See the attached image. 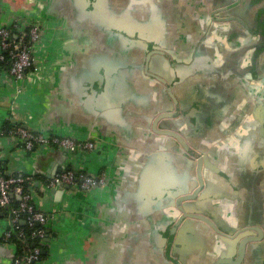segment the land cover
Here are the masks:
<instances>
[{"label":"crops","instance_id":"1","mask_svg":"<svg viewBox=\"0 0 264 264\" xmlns=\"http://www.w3.org/2000/svg\"><path fill=\"white\" fill-rule=\"evenodd\" d=\"M122 1L140 7L144 28H152H141L138 36L133 34L128 36L130 39L110 36L111 41L123 40L125 46L113 45L116 53L106 52L111 87L98 97L95 93L104 90L100 82H93L91 89L81 80L76 90L66 81L70 71L85 69L91 66L93 58L99 57L106 46L102 39L109 32L82 31L80 22L76 31L55 32L53 24L57 20L40 17L38 13L58 14L49 9L57 0L0 3V24L12 18L24 24L31 18H39L48 27L36 51L37 70L21 80L0 73V129L14 123L31 129L48 126L49 130L74 134L79 140L92 138L97 142L93 150L72 153L56 147L24 150L19 137L0 134V176L12 173L37 176L32 202L51 215L44 225L45 238H49L43 239L46 256L38 264H175L174 260L181 255L182 264H215L219 258L230 261L223 264H240L244 255L236 257L237 239L217 233L211 223L225 232H233L242 225L260 222L264 230V140L259 137L257 125L264 116V30L263 36L257 35L260 41L257 77L250 80L244 72L247 64L244 70L240 61L232 64L233 56L243 54L245 48L230 49L229 41L227 47L202 44L187 51L160 47L163 54L151 57V31L161 38L167 29L176 30L175 24L166 23V6L160 0L157 3L140 0L139 5H135L136 0ZM248 1L243 6H248ZM255 1H261L259 7L263 11L264 0ZM233 32V27L222 25L212 28L208 37L222 40ZM185 37L182 33L177 35L179 39ZM197 38L199 41L200 36ZM148 57L149 72L168 82L172 95L180 101L193 100L200 92V106L206 113L203 125L191 129L184 120L181 126L171 115L168 122L172 120L173 127L166 125L160 114L171 111L173 98L167 96L164 83L145 72ZM102 65L96 66L99 71L104 69L105 64ZM58 75L65 82L64 87H57ZM247 114L255 116L251 126L246 125ZM215 125L218 128L207 129ZM160 128L187 135L193 150L206 157L203 191L199 199L188 198L185 202H194L195 207L190 209L204 215L206 220L198 216L185 220L192 223L186 224L188 230L183 235L182 224L176 232L171 228L181 213L179 207L185 206L181 203L183 199L179 202L180 197L191 194L198 184L196 159L173 136L161 133ZM71 167L94 175L104 173L105 180L89 192L74 186L66 188V184L50 188L42 185L41 181ZM155 168L164 177L156 180L163 181L162 187L171 189L174 196L172 204H159L153 209L147 205L151 200L147 199L150 195L145 193L143 183L147 185V172ZM10 218V211L7 215L0 214V264H8L17 251L14 241L2 238L10 228ZM148 218L155 221V228ZM25 222L30 224L27 217L18 218L19 224ZM153 229L159 230L164 238L151 235ZM173 232L172 247L167 250ZM180 238L185 241H179ZM246 253L242 264L258 261L257 243L249 246Z\"/></svg>","mask_w":264,"mask_h":264},{"label":"flooded vegetation","instance_id":"2","mask_svg":"<svg viewBox=\"0 0 264 264\" xmlns=\"http://www.w3.org/2000/svg\"><path fill=\"white\" fill-rule=\"evenodd\" d=\"M113 1L116 2L118 0H113ZM160 1L162 5L166 6V9H167V14L166 15L164 14L166 23L167 24L169 23L168 25L175 24L174 27L176 28V30L167 29V31L162 32L161 34L162 37L160 36L161 38L157 37L156 31L154 32L151 31L153 35L151 34L152 39H149V44L151 45V47L153 46L158 47L155 50H152L150 52L149 55L151 57L153 56L154 58H156L155 56L157 54H163V51L160 47L168 48V46H171V47H175L177 50H180V51H187L189 49H193V48L195 49V47L200 46L202 44L208 45L209 47H212V48H216L218 46L227 47L226 43L229 41L232 44V47L228 46L230 49L240 50V48H243V49L245 48L244 51L245 50L251 51L250 54L245 51L241 55H234L232 58V64H234V61H238V62L240 61L241 65L243 66V70H244V66L247 64V68H245L246 71H244L246 77H247V74H249L250 80L252 79V77L253 78L257 77V46L260 43V41H258L257 35L263 36L262 33L264 30V10L263 11L260 10V7L262 5L260 4L261 1L257 2L255 0H249L248 1L249 5L246 7L243 6V3L245 0H229L227 2H221V3L219 2V0L216 2H213V0H207V1L206 0H160ZM146 2H149V3L156 2L157 3L159 2V0H147ZM239 2H241L242 4L238 5ZM140 3L141 2L135 3V5H139ZM81 20L82 21H79L80 26H81L79 27V29H81L82 31L85 30L87 32H90V31L97 29V26L102 25V21L95 23L93 20V16L90 14L83 16ZM222 25L233 27L234 28L233 34H230L228 37L222 40H219L212 36L208 37L211 34L212 28L222 27ZM69 28L70 27L67 25L66 27H63L62 30H65L64 31L65 33L68 30H70ZM143 28H144V23H143ZM149 28L151 29L152 27L151 26L146 27V29H149ZM146 29L144 28V30ZM164 33H166V36L163 35ZM179 33H182L184 37L186 36L185 39L177 38V35H179ZM198 36H200L199 41L197 40ZM139 38L141 39L142 37L140 36ZM149 57L145 61L144 69L147 74L154 76L152 73L149 72V68H148ZM154 77L160 80L162 83H164L165 86H168V84L165 83L159 77H156V76ZM230 79L231 81L234 80L233 77H230ZM227 81H230V80L228 79ZM254 83H257V80H255ZM199 93L198 94L196 93L197 96L194 95L193 100L188 99L186 101L184 99L180 101L176 96H173L171 91L168 89L167 96H169L170 99L173 98V102H174L172 109L170 111L171 119L173 121L177 120L179 125L185 123L187 120V124H190L191 129H194V128L196 129L198 128L197 126L203 125L204 116L206 113L204 111L205 108L203 110V107L200 106L201 97L199 96ZM169 114L162 113L160 114V117L163 116L162 120L167 121L165 122L166 125L169 124L172 126L174 122L172 120L168 122V120L170 119ZM247 115H249V117ZM247 115L244 116L246 125L251 126L254 123L253 120L255 116L254 117L251 116L252 114H247ZM187 117H190L189 120L187 119ZM193 122H196V123H193ZM210 127L218 128V125L208 126L207 129H210ZM199 128L202 129L204 128V126L199 127ZM222 128L223 127L221 126V129ZM159 131L161 133H167L173 136L175 139L177 138V136L183 137V139L188 143L187 141L188 137H186L187 135L185 136L184 134L176 130L172 131L169 128L167 129L160 128ZM187 133H189V131ZM259 137H260V134H259ZM257 140H258V137H257ZM203 182H204V179H203ZM199 186L200 185L198 182L197 186L191 192V194L195 193L197 195L195 197H192L189 200L199 199L200 197L199 194L203 191L204 185L202 184L201 187ZM196 189L197 191H195ZM187 200L188 198H184L181 201V203L183 202L185 203ZM195 205L196 204L194 202L185 203L184 208L187 210V213L185 212V214L182 213L183 208L180 206L179 211L181 213L177 215L175 219V223L181 222L180 224H183L185 220L189 218H193L196 214H198L199 213L198 211L196 210L192 211L190 209V208L195 207ZM198 215H201V214L199 213ZM230 235L233 236L232 239H237L236 257H238L239 255H244L240 263L242 264L245 261V257L247 254L246 252H247L248 247L249 246L253 247L254 244L257 243V225L255 223L242 225V227L235 229ZM254 261H255L254 264H257V259H255Z\"/></svg>","mask_w":264,"mask_h":264},{"label":"built area","instance_id":"3","mask_svg":"<svg viewBox=\"0 0 264 264\" xmlns=\"http://www.w3.org/2000/svg\"><path fill=\"white\" fill-rule=\"evenodd\" d=\"M47 28V25L39 18H31L25 24L18 18H12L7 23L0 24V62L5 60V52L9 62L8 69H0V73L7 74L15 80H21L30 71L37 70L36 51L46 34ZM0 134L19 137L21 148L24 150L56 147L72 153L79 150H93L97 145V142L92 138L79 140L74 134H63L53 130L39 131L15 123L10 125L6 132L0 129ZM104 180V173L94 175L71 167L48 177L41 183L45 188L57 184H66L74 186L77 190L89 192L102 184ZM37 181L30 174L12 173L0 176V207L9 208L11 213L10 227L18 230L19 237L22 236L18 225L21 212L26 214L31 225H42L34 231V234L41 239L46 236L44 225L51 219V215L46 211L37 209L32 202ZM14 197L18 200L16 205L12 204ZM2 238L5 241H13L10 228L4 231ZM41 250L40 246L31 247L23 254L14 255L8 264H38L41 260Z\"/></svg>","mask_w":264,"mask_h":264},{"label":"water","instance_id":"4","mask_svg":"<svg viewBox=\"0 0 264 264\" xmlns=\"http://www.w3.org/2000/svg\"><path fill=\"white\" fill-rule=\"evenodd\" d=\"M36 1V0H35ZM37 2H39V0H37ZM45 2V0H44ZM140 2V0H136L135 3ZM33 3V2H32ZM40 3V2H39ZM36 4L35 9L37 8V5L40 4ZM42 3V1H41ZM45 4V3H44ZM45 6L48 8V2H46ZM140 7H133L131 5H127L125 1L122 0H118L116 2H114L113 0H57L56 5H51L49 9H54L56 10V12L58 14H52L51 16H45L43 15V13H38V15L40 17H50L51 19L57 20L55 22V24H53V26L55 27L54 31L55 32H59L60 28L62 30L63 27H66L67 25L70 27L68 31H76V26L79 25V21H81V19L83 18V16H86L88 14L93 16V20L95 23L97 22H101L102 21V25L101 26H97L98 30H102V31H107L108 36L104 39H102V41L104 42L105 49L102 51V53H100L96 58H93V60L89 63V67H86L85 69H75L70 71L69 75H68V80L66 81V84H70L73 85V87L77 90V85H78V81L84 80L85 82H87V85L89 86V88H93L94 84L93 82L96 83H101V87L103 86L104 90H102L101 92L95 93V95L98 96H102L103 94H105V92L107 91L108 88L111 87V83L109 82V76H110V67L105 63L106 60V52H108L109 50H112L113 45H118V46H125L122 45L125 42L123 40L119 41L116 38H114L111 41L110 36L113 35L114 37H123L126 39H130L128 38V36L132 37L133 34L137 35V32L143 28V18L142 15H140ZM42 9H44V7H42ZM126 19H128V21H126ZM43 23H45L47 25V23L44 20H41ZM119 24L120 26L116 25ZM125 28H130L129 29H125ZM144 29V28H143ZM133 31L134 33L130 32ZM114 32V33H113ZM128 33V34H127ZM127 35V36H126ZM152 39V38H150ZM116 40V41H115ZM117 42V43H116ZM110 47V48H109ZM149 47L151 48V50H155L158 47H151V45H149ZM115 52V51H114ZM116 53V52H115ZM105 55V56H104ZM120 55V53H118V56ZM123 60H127V58H125L124 56H120ZM120 60V59H119ZM99 61H102V63L105 64L104 69H102V71H99L97 69L96 66H103L102 63H99ZM56 74V73H55ZM114 75V74H112ZM57 78V77H56ZM105 79V82L103 83L102 81ZM58 84L57 87H64L62 82V79H59V75H58ZM101 80V81H100ZM168 83V82H167ZM65 85V84H64ZM86 85V86H87ZM168 89L170 90V85L167 86ZM94 91V89H93ZM95 96V97H96ZM170 113V112H169ZM169 113H165V114H169ZM171 115V113L169 114ZM257 125H259V129L258 132L260 134V137L264 140V116H261L260 122L257 123ZM32 129L34 130H39V131H47L49 130V127H33ZM178 139L177 141L179 142V144L181 145V147L186 151V153L190 156H192L193 158L196 159L195 165H196V174H197V179L199 182V187H201V185L203 184V177H204V161H205V156L201 153L198 152V150H193L194 147H192L189 143H187L183 137H179L177 136ZM156 155H152L151 157H154ZM262 157H264V152L262 153ZM264 165V164H263ZM158 169H154V170H149L147 172V185L145 183H143V187L145 190V193L147 195H150L147 199H150L151 201L147 202L148 207H152L153 209H155L157 206H159V204L165 205V204H172L173 203V196L174 194L172 192H170V190L168 189H164L162 186V182L163 181H157L156 179L161 178L160 180H162L164 177L162 176V174H160L158 171ZM153 174V178H151V174ZM151 176V177H150ZM66 188H70L72 189L73 187L69 186V185H65ZM197 191V189L195 190ZM205 195V194H204ZM195 197V193L193 194H186L183 195L182 197H180L179 202L181 199L184 198H192ZM139 198V197H137ZM139 201V199H137ZM183 207V205L181 206ZM185 212L187 213V210L185 208H183L182 213L185 214ZM185 216V215H184ZM198 216L200 218H203L204 220H206V217L204 215H195ZM148 223L150 224V226L152 228L154 227V222L152 218H148ZM188 222H185L184 224H182V231L181 234H185L187 232V228L186 224H191L192 220ZM181 223V222H180ZM179 222L175 223L172 226V230L175 228L174 232H176V228L177 226L180 224ZM212 227H214L215 231L221 235H225V236H229L230 234H232V232L230 230L228 231H224L221 230L220 228H218L217 226L213 225L211 223ZM263 225L260 222H257V241L262 240V238H264V230H262ZM184 229V230H183ZM174 232L170 237V242H169V247L168 249H171L172 247V240H173V236H174ZM224 232V233H222ZM227 233V234H226ZM154 234L156 235V237H160V238H164L163 236H161V232L159 230H151V235ZM179 236V235H178ZM184 236H182L183 238ZM180 238V239H182ZM46 241L49 240L48 237L45 238ZM181 242H184L185 239L179 240ZM184 253H187L186 251ZM42 254H45V250H42ZM182 256V255H181ZM181 256L180 259H175V264H182V260H181ZM257 264H264V239L263 241L257 242ZM225 262H229L228 259L225 258H219V260H217V262L215 264H223Z\"/></svg>","mask_w":264,"mask_h":264},{"label":"trees","instance_id":"5","mask_svg":"<svg viewBox=\"0 0 264 264\" xmlns=\"http://www.w3.org/2000/svg\"><path fill=\"white\" fill-rule=\"evenodd\" d=\"M5 55V60L0 62V69H4L7 70L8 66H9V62H8V56L7 53H4ZM2 130H4L5 132L9 129V126L6 125L5 127L1 128ZM34 178H36L37 176L32 175ZM18 202V200L16 199V197H14L13 199V205H16ZM2 213V215H7L9 213V208L8 207H0V214ZM19 218H26V214L21 212L19 214ZM19 227L22 231V236L19 237L18 235V230L15 229L14 227H10V232H11V239L16 243V247H17V251L15 253V255H20L26 252V250H28L31 247L34 246H40L41 249L46 250L47 249V245L46 243L43 241V239L39 238L36 234H34V231L37 230L38 228H40L42 225H36V224H28L27 222L23 223V224H19ZM41 258L45 257L46 254H42L41 253Z\"/></svg>","mask_w":264,"mask_h":264},{"label":"rangeland","instance_id":"6","mask_svg":"<svg viewBox=\"0 0 264 264\" xmlns=\"http://www.w3.org/2000/svg\"><path fill=\"white\" fill-rule=\"evenodd\" d=\"M116 25L120 26L119 24H116ZM125 29H129V30H131L130 28H125ZM130 32L134 33L133 31H130Z\"/></svg>","mask_w":264,"mask_h":264}]
</instances>
